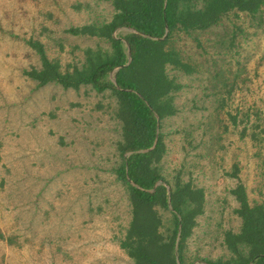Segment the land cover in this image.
Segmentation results:
<instances>
[{"label":"rangeland","instance_id":"rangeland-1","mask_svg":"<svg viewBox=\"0 0 264 264\" xmlns=\"http://www.w3.org/2000/svg\"><path fill=\"white\" fill-rule=\"evenodd\" d=\"M115 13L113 0H0V264H135L121 247L133 207L117 172L127 141L118 96L25 74L42 68L33 44L62 71L110 54L106 37L69 30ZM166 47L193 70L166 66L180 87L175 113L160 120L156 166L169 189L180 181L204 192L185 262H224L225 233L242 226L232 190L242 184L251 205L264 204V7L174 32ZM156 207L171 235V211Z\"/></svg>","mask_w":264,"mask_h":264},{"label":"trees","instance_id":"trees-1","mask_svg":"<svg viewBox=\"0 0 264 264\" xmlns=\"http://www.w3.org/2000/svg\"><path fill=\"white\" fill-rule=\"evenodd\" d=\"M113 5L116 13L109 23L69 30L75 35L106 37L112 45L110 54H96L83 67L62 71L59 63L44 56L40 45L33 44L42 55V68L25 74L40 85L57 82L77 89L90 84L98 91L109 89L118 96L127 141L117 172L128 187L133 207L121 247L135 264H188L184 243L196 216L203 212L204 192L180 181L169 189L156 165L164 152L160 120L175 113L170 95L180 87L169 77L166 66L188 73L193 68L166 46L174 32L207 29L231 11L256 16L264 0H203L200 7L191 0H113ZM119 28L129 31L116 37ZM115 69L112 82L108 77ZM232 193L240 204L236 213L242 219L240 231H227L224 236L232 257L224 262H204L264 264V204L251 205L242 184ZM156 206L171 211L175 221L171 235L161 230L163 223Z\"/></svg>","mask_w":264,"mask_h":264},{"label":"water","instance_id":"water-1","mask_svg":"<svg viewBox=\"0 0 264 264\" xmlns=\"http://www.w3.org/2000/svg\"><path fill=\"white\" fill-rule=\"evenodd\" d=\"M129 60H130V58H129ZM111 80H112V82H115V78L112 77V76H111ZM157 136H158V132H157ZM157 136H156V137H157ZM251 264H252V263H251Z\"/></svg>","mask_w":264,"mask_h":264}]
</instances>
